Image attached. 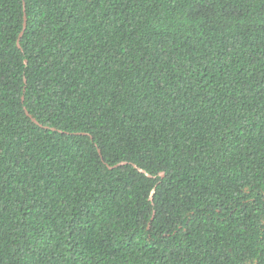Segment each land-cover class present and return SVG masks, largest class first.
I'll return each instance as SVG.
<instances>
[{
	"label": "trees",
	"instance_id": "16d2710c",
	"mask_svg": "<svg viewBox=\"0 0 264 264\" xmlns=\"http://www.w3.org/2000/svg\"><path fill=\"white\" fill-rule=\"evenodd\" d=\"M0 264H264V0H0Z\"/></svg>",
	"mask_w": 264,
	"mask_h": 264
},
{
	"label": "water",
	"instance_id": "95a60500",
	"mask_svg": "<svg viewBox=\"0 0 264 264\" xmlns=\"http://www.w3.org/2000/svg\"><path fill=\"white\" fill-rule=\"evenodd\" d=\"M25 27H26V22H25ZM22 34H23V33H22ZM22 34H21V35H22ZM140 170L143 171V172H146V171H145L144 169H142V168H140ZM149 175H150V174H149ZM153 192H154V191H153Z\"/></svg>",
	"mask_w": 264,
	"mask_h": 264
}]
</instances>
